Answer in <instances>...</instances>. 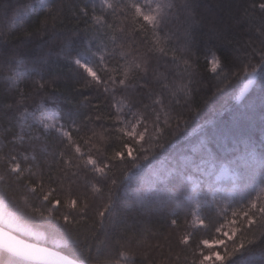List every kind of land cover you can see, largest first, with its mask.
Instances as JSON below:
<instances>
[{
  "label": "trees",
  "instance_id": "trees-1",
  "mask_svg": "<svg viewBox=\"0 0 264 264\" xmlns=\"http://www.w3.org/2000/svg\"><path fill=\"white\" fill-rule=\"evenodd\" d=\"M187 2L194 10L197 26L185 14V0H165L174 5L171 10L165 8L168 16L161 27L162 39L167 41L166 52L153 54L146 76L143 72L134 73L131 81L134 87L117 88L113 94L117 102L130 101L125 109L126 119H132V112H141L147 122L158 118L157 130L163 129L159 141L162 147L151 150L150 154L138 151L135 157L129 150L126 158L114 162L115 166L109 170L115 174L113 184L112 177L98 178L83 164L77 167L75 159L57 165L52 142H46L40 132L33 130L31 125L35 123L30 114L23 115L21 101L14 91L18 87L31 90L32 98L24 101L23 107L36 112L34 102L41 98L36 95L33 81H51L41 102L45 108L57 111L62 125L70 128L91 111L78 103L80 99L85 95L100 96L95 88L79 90L86 75L73 63L74 59L90 57L95 65L97 57L90 56L95 42L82 32H71L76 25L83 27L74 15H66L65 30L43 33L35 31L40 16L34 8L22 19L16 18L17 10L28 5L39 6L41 0H0V33L5 34L0 38V213L16 214L21 223L44 238L35 240L27 234L15 235L57 249L80 263L93 264L106 253L109 259L116 260V241L124 242L128 233H134L152 245L151 257L159 261L164 257L159 255L156 245L166 246L171 218L190 216L198 209L210 225L219 222L217 207L202 199L195 203L190 200L193 191L188 178L199 179L203 166L218 168L226 164L237 172L239 187L230 208L246 206L255 197L251 189L259 179L264 188V67H260L264 60L258 56L264 52V17L259 13L252 20L245 17L249 0ZM44 3L57 7L71 4L78 11L81 7L97 5L99 0H44ZM13 24L15 27L9 32ZM26 32L31 35L26 36ZM69 39L70 46H65ZM168 50L176 54L175 58ZM213 57L222 61L215 75L207 66ZM185 59L192 65L187 71ZM256 64L259 71L251 87L239 94L248 79L244 75L245 67ZM225 80L230 83L217 92L216 88ZM154 96L162 104H153ZM180 117L183 121L177 127L176 120ZM96 129L99 131L100 126L96 125ZM30 135L41 138L25 139ZM107 135L110 139L105 150H114L119 146L116 133ZM148 136H152L151 130ZM200 142L206 144L205 153L193 155L192 146ZM150 143L148 139L141 147L147 149ZM10 150L25 165L20 178H14L8 171ZM65 156L72 157V153L67 151ZM96 157L103 159L101 152H96ZM29 183L39 184L45 191L50 189L53 198L61 200V207L53 210V216L68 214L74 222L87 219L88 223L81 228V233L87 235H82L80 242L57 219L41 220L33 215L32 209L47 214V205L39 190H29ZM69 197L79 206L86 205L84 211L64 207ZM109 199L111 207L101 221L96 210ZM210 231L197 234L208 235ZM131 243L135 246L136 240ZM89 246L92 252L86 254ZM143 247L141 244L136 252V264L144 260ZM163 251L167 253V248ZM0 264L18 262L0 251ZM226 264H264V237L234 254Z\"/></svg>",
  "mask_w": 264,
  "mask_h": 264
},
{
  "label": "snow or ice",
  "instance_id": "snow-or-ice-1",
  "mask_svg": "<svg viewBox=\"0 0 264 264\" xmlns=\"http://www.w3.org/2000/svg\"><path fill=\"white\" fill-rule=\"evenodd\" d=\"M174 7L172 3H165V0H99L97 5L91 8L81 7L78 11L71 8V4L57 6H48L41 0L39 6L28 5L25 8L16 11V18L22 19L28 11H34L40 16L39 23L35 28L36 32L43 33L52 30H65L66 15L77 17V23H83V27L72 29V33H84L94 41L97 52L95 65L81 63L79 59H74L76 67L83 70L86 79L79 86V90L87 91L95 88L100 92L99 98L93 95H85L78 102L85 108L91 109L90 113L82 120L75 122L70 128L58 124L53 118L50 110L45 109L44 103L41 102L44 93L51 85V81L34 80L33 87L36 95L40 100L34 102L40 115L32 111V108H24L23 102L31 99V90L16 88L18 98L21 101V111L23 115L31 114L32 119L36 122L31 125L34 131L40 132L46 142L51 141L53 150L56 154V163L67 159H75L77 167L83 164L96 174L98 178L112 177L111 182L114 184L115 174L110 173V169L115 166L114 162L122 161L127 157L129 150L135 157L138 151H145L150 154L151 150L163 145L159 143L162 139L158 118L154 122H147L144 114L141 112H132V119L125 118V109L129 108L130 101L127 99L117 102L113 96L117 88L134 87L131 83L134 79V73L143 72L148 74L147 65L151 63L153 54H164L166 52L167 41L162 39L161 27L168 16L165 8L171 10ZM185 14L192 20L193 26H197L198 21L195 13L187 0L184 3ZM264 17V0H249L244 15L249 20ZM15 24L11 25V28ZM257 35L260 30L257 29ZM0 33V38L4 37ZM30 36L31 32H26ZM71 40L65 41V46H70ZM169 54L175 58L176 54L168 50ZM116 56L117 59L110 60L109 57ZM261 60H264V52L258 53ZM185 71L192 65L189 60H183ZM208 70L214 75L222 67V61L218 57H213L207 62ZM198 67V65L196 66ZM264 67V64H260ZM259 71L256 65L245 67L244 75L248 77L251 83L255 74ZM91 73V74H90ZM17 83H19L17 81ZM230 80H225L218 85L216 91H220ZM153 104H162L158 96L152 98ZM8 107H11L9 103ZM196 111V109H192ZM183 121L180 117L176 120V126ZM167 124L168 122L165 121ZM96 125L100 126L97 131ZM91 126V127H90ZM170 126V125H169ZM152 136L149 137V131ZM108 132L116 133V140L119 146L114 150H105L110 139ZM39 136H28L25 139H40ZM148 139L152 143L147 149L141 146ZM206 144L197 143L192 146L193 155L204 154ZM70 151L72 157H66L65 152ZM96 152H101L103 159L98 160ZM210 155V154H209ZM145 159L148 158L146 154ZM190 162V161H189ZM8 171L14 178H20L25 170V165L10 150L7 159ZM229 175L228 168H220L214 178L220 182L224 177ZM29 190L40 191L43 202L47 205V214L38 209H32L33 215L41 220L49 217L57 219L63 223L70 231L73 239L80 242L81 236L87 233H81V228L88 223L86 218L73 221V217L68 214L53 216V210L61 207V200L53 198L52 191L44 190L43 186L37 184L27 185ZM7 191V189H5ZM15 200V197H13ZM64 207L71 211H84L85 206H79L72 198H67L63 204ZM111 207L110 199L104 205L96 210V216L99 220L108 214ZM217 214L219 222L213 226L210 225L197 212H192L190 216L182 218H171L168 232L166 233V246L156 245L159 249V255L164 258L155 261L151 257L152 245L146 240L138 239L134 233L127 234V240L116 241L117 252L116 260L108 258V254L99 260L93 261V264H136V252L141 244L144 245L142 255L144 260L141 264H226V261L234 254L245 249L246 246L252 245L255 241L264 237V188L260 193L244 207L229 208L227 205L218 206ZM0 251H5L14 258L18 264H80L79 261L66 259L64 256L47 248L40 247L35 243H28L20 239L17 235L27 234L35 240L43 239V235L31 231L25 224L21 223L15 216H7L0 213ZM13 231H6L5 229ZM209 232L208 235H198V232ZM95 236V233H92ZM173 236L175 239H173ZM136 240L134 246L131 242ZM167 248V253L163 251ZM99 246H97V251ZM86 254L92 252L91 246L86 250ZM169 257L171 259H169Z\"/></svg>",
  "mask_w": 264,
  "mask_h": 264
},
{
  "label": "rangeland",
  "instance_id": "rangeland-1",
  "mask_svg": "<svg viewBox=\"0 0 264 264\" xmlns=\"http://www.w3.org/2000/svg\"><path fill=\"white\" fill-rule=\"evenodd\" d=\"M141 3L144 2V0H140ZM97 52V47L95 44V47L90 52V56L94 57L96 55H93V53ZM97 57V56H96ZM81 63L92 65V59L90 57H85L83 59H79ZM91 74V73H90ZM253 81L251 83L248 82V79L243 84L242 88L239 91V94L248 90ZM52 112L53 118L56 120L58 124H62L58 119V112L49 109ZM39 111V110H38ZM36 111L37 115H40V113ZM31 116V114H30ZM31 120L33 123H36L31 116ZM228 168L229 175L224 177L220 182H217L214 178L215 174L219 171L220 168ZM201 177L199 179L189 177V183L191 185V189L193 191L190 200L195 203L202 199L205 203L213 205L218 208V206L227 205L229 208L232 205V203L236 199V189L239 187L238 183V174L236 171H234L232 168H230L226 164L220 165L218 168H214L212 165L203 166L200 169ZM262 181L259 179L254 187H252L251 191L254 193V195L260 193L262 188ZM195 212L199 214V210L196 209ZM200 215V214H199ZM9 231H13L12 229H7Z\"/></svg>",
  "mask_w": 264,
  "mask_h": 264
},
{
  "label": "water",
  "instance_id": "water-1",
  "mask_svg": "<svg viewBox=\"0 0 264 264\" xmlns=\"http://www.w3.org/2000/svg\"><path fill=\"white\" fill-rule=\"evenodd\" d=\"M1 227V226H0ZM6 231H9V230H7V229H5ZM13 235H15L14 233H13ZM19 237V236H18ZM20 239H22V240H25V239H23V238H21V237H19ZM26 242H28V243H33V242H30V241H27V240H25ZM35 244H37V243H35ZM40 247H43V248H47V249H49L50 251H53V252H56V253H58L59 255H61V256H64L66 259H69V260H74V259H72V258H70V257H68L67 255H65L64 253H62L61 251H59V250H57V249H54V248H51V247H48V246H45V245H41V244H38ZM80 264H84V263H80Z\"/></svg>",
  "mask_w": 264,
  "mask_h": 264
}]
</instances>
